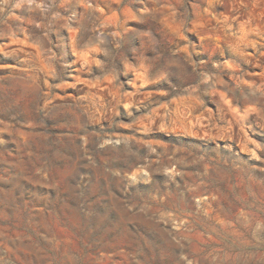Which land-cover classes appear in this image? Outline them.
Here are the masks:
<instances>
[{"label":"rangeland","instance_id":"rangeland-1","mask_svg":"<svg viewBox=\"0 0 264 264\" xmlns=\"http://www.w3.org/2000/svg\"><path fill=\"white\" fill-rule=\"evenodd\" d=\"M0 264H264V0H0Z\"/></svg>","mask_w":264,"mask_h":264}]
</instances>
